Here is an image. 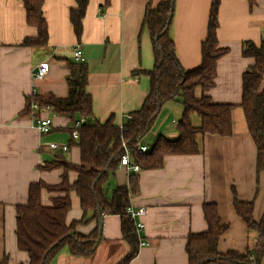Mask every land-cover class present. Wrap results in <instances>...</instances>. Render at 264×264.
<instances>
[{
  "label": "crops",
  "instance_id": "0c3cea01",
  "mask_svg": "<svg viewBox=\"0 0 264 264\" xmlns=\"http://www.w3.org/2000/svg\"><path fill=\"white\" fill-rule=\"evenodd\" d=\"M150 1L155 7L165 0H89L78 40L71 22L76 0H44L48 42L28 47L22 42L37 37L38 31L27 23L23 0H0V263L6 259V264H29L28 254L17 244V209L28 203L32 184L59 185L64 173L62 168L48 171L40 167L59 156L75 165L81 162L79 147L70 145L71 119L49 114L53 128L42 135L25 113L27 97L33 92L43 99L67 97L69 64L74 60L75 47L81 46L95 119L105 123L112 118L122 127L142 108L151 89L150 77L142 72L153 70L156 63L151 35L143 28ZM211 4L212 0H175L171 37L186 70L201 65ZM218 21L219 47L228 49V53L219 59L215 87L207 94L214 103L236 105L233 134L199 135L200 154L170 155L160 169L134 172L139 177V191L131 205L147 210L140 233L147 245L139 246L128 264H189V236L208 230L205 203L216 204L221 223L228 226L218 244L220 254L243 253L257 244L258 233L237 215L233 201L236 194L240 201L254 202L255 221L263 218L264 170L257 169V147L239 105L243 74L255 64L254 58L243 56V44L250 41L259 46L264 40V0H254L253 7L248 0H221ZM41 63L49 64V72L42 80H34L33 73ZM201 95L198 89L197 96ZM182 114L179 101L166 103L141 143L151 148L159 137L178 139ZM191 120L194 126H200V117L192 115ZM50 143L70 145V149L54 151ZM130 174L119 167L105 185L109 196L116 187L128 185ZM77 176L70 172L69 182L74 183ZM56 195L44 190L43 205L51 206ZM70 196L68 225L84 214L77 194L71 192ZM97 229L98 219H92L78 225L76 231L90 235ZM130 251L121 217L104 214L102 239L92 256L76 257L64 247L49 264H120Z\"/></svg>",
  "mask_w": 264,
  "mask_h": 264
},
{
  "label": "trees",
  "instance_id": "16d2710c",
  "mask_svg": "<svg viewBox=\"0 0 264 264\" xmlns=\"http://www.w3.org/2000/svg\"><path fill=\"white\" fill-rule=\"evenodd\" d=\"M253 7L254 0H248ZM108 3L109 0H106ZM27 23L37 28L35 38H26L22 46L46 45L49 39L48 25L44 17V0H23ZM77 8L71 11V22L78 40L83 32V18L86 15L89 0H76ZM175 7V1L165 0L153 7L148 3L143 22L147 28L155 53V67L146 73L151 80V89L142 108L131 114V119L122 127L114 124L113 119L105 123L95 119L93 100L87 92L88 67L86 62L73 60L69 64L70 74L67 78L69 94L65 98L50 97L43 99L31 95L26 99L25 113L31 114V103L40 106L50 105L55 114L68 117L74 124L80 118L86 122L78 128L79 139L72 137L71 143L79 147L81 162L79 165L68 162L62 156L48 162L40 168L54 170L62 168V182L59 185H48L44 182L32 184L29 188L28 203L17 209V244L21 251L29 256V264H49L64 247L76 257H90L95 253L98 229L90 235H84L76 228L92 219H98L97 206L102 215H119L122 221V233L131 246L130 253L120 264H128L138 253L139 238L133 219L127 214L131 199L139 191V177L131 172L126 187H116L109 196L105 185L114 178L120 167L123 155V144L131 148V157L140 170L160 169L165 157L170 155H196L201 148L198 136L217 135L229 137L233 134L232 112L236 105L214 103L207 94L215 87L217 63L228 53V49L219 47L217 29L218 12L221 0H212L208 33L202 44L201 65L194 70H186L177 57L176 46L171 37V26L167 29L168 16ZM174 12V9H173ZM173 21V19H172ZM166 30L165 33H163ZM244 57H252L255 64L243 74L242 102L239 105L247 121L249 133L257 147V169L264 170V40L258 46L247 41L243 44ZM137 72L135 71V74ZM141 73V72H140ZM200 89L202 95L197 96ZM173 101L183 106L182 118L178 123L179 137L168 140L159 137L145 153H139L134 146L142 144L144 137L150 132L162 107ZM192 115L201 119L200 126H194ZM69 145V149H70ZM77 173V180L69 182V173ZM104 171V172H103ZM56 193L52 205L42 203V192ZM71 192L80 199L84 212L79 221L70 225L66 223L71 209ZM234 208L237 215L250 230L258 233L257 244L253 250L246 252H218V244L228 226L221 223L219 210L214 203L203 205L204 217L208 230L200 234H191L186 251L189 264H262L264 255V216L261 221L254 219V202H243L234 194ZM6 264V259L0 263Z\"/></svg>",
  "mask_w": 264,
  "mask_h": 264
},
{
  "label": "built area",
  "instance_id": "2783aa9c",
  "mask_svg": "<svg viewBox=\"0 0 264 264\" xmlns=\"http://www.w3.org/2000/svg\"><path fill=\"white\" fill-rule=\"evenodd\" d=\"M73 59L76 62H85V56L81 46H76L73 52ZM49 72V64L41 63L37 66L35 72L33 73L34 80H42L47 73ZM35 93H32V96ZM54 113L53 108L50 105L40 106L37 102L31 103V118L33 125L36 130L42 135L48 134L53 128V121L49 114ZM131 119V116L128 117V120ZM86 122L85 118H80L73 124L72 137L74 140L79 139L78 128H80ZM49 147L54 150H62L64 152L69 150L68 145H59L57 143H50ZM139 153H145L148 151V147L143 144H138L134 146ZM123 155L121 157L120 167H125L131 172H139L140 167L137 164H134L131 157V148L126 144H123ZM127 214L133 219L135 223V229L139 238V246L147 245L146 240H144L140 233L144 229L145 225L142 222V218L147 214L146 208H134L132 205L127 209Z\"/></svg>",
  "mask_w": 264,
  "mask_h": 264
},
{
  "label": "water",
  "instance_id": "95a60500",
  "mask_svg": "<svg viewBox=\"0 0 264 264\" xmlns=\"http://www.w3.org/2000/svg\"><path fill=\"white\" fill-rule=\"evenodd\" d=\"M173 1H175V0H173ZM173 6H174V3L172 4V11L168 16L167 27H166L167 29L170 27V25L172 23V19H173V15H174ZM165 32H166V30L163 33H165ZM97 217H98L99 229H98V238L96 240V244L94 247L95 249L97 248L98 244L100 243V241L102 239V234H103V215H102V211H101V208L99 205L97 206Z\"/></svg>",
  "mask_w": 264,
  "mask_h": 264
}]
</instances>
